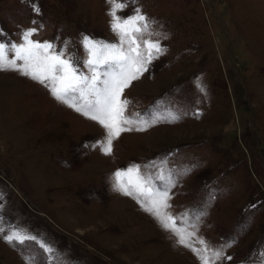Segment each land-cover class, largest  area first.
<instances>
[{
    "label": "rangeland",
    "instance_id": "374dc122",
    "mask_svg": "<svg viewBox=\"0 0 264 264\" xmlns=\"http://www.w3.org/2000/svg\"><path fill=\"white\" fill-rule=\"evenodd\" d=\"M121 2L120 17H145L140 50L161 52L122 94L147 126L122 132L111 154L105 129L23 61L0 69V264H264V0ZM109 12L108 0H0V42L35 29L31 40L90 76L86 40L121 45ZM133 165L168 193L162 211L191 247L116 188ZM13 232L23 239H4Z\"/></svg>",
    "mask_w": 264,
    "mask_h": 264
},
{
    "label": "snow or ice",
    "instance_id": "6c2138e0",
    "mask_svg": "<svg viewBox=\"0 0 264 264\" xmlns=\"http://www.w3.org/2000/svg\"><path fill=\"white\" fill-rule=\"evenodd\" d=\"M108 2L109 14L112 18L111 27L120 36L121 45H100L86 40L89 49V59L86 63L91 69L90 76L78 74L72 61L63 58V53L55 52L52 44L31 40L30 37L35 29L23 33L24 42L21 44H12L9 48L4 42H0V69L9 67L15 69L16 61H23L20 70L25 75H30L41 83L49 84L52 94L58 100L98 122L105 129L106 137L99 144L106 155L111 154L113 140L122 132L131 131L134 124L147 126L146 121L125 115L129 102L122 99V94L132 81L138 79L147 70V65L153 56L161 52L159 44L151 41H143L145 51L140 50L136 34L141 33L142 28L137 24L145 20L144 16L137 11L135 15L122 18L117 13L126 5L121 0H108ZM35 11L38 12L39 9ZM143 28L146 29L147 25H143ZM2 37L3 31L0 30V39ZM125 41L128 45L126 49L123 47ZM9 51L15 53V59H8ZM101 65L106 66L108 70L101 73L99 71ZM157 119H153L152 123H156ZM176 119L178 117L173 116L169 122ZM136 130L142 131L144 127H137ZM114 179L119 191L128 196H135L141 206L159 220L162 227L172 231L178 237L181 245L191 247L186 243V235L192 234H186L183 229L177 227L174 216L162 211L170 207L167 204L168 193L154 190L150 178L141 175L138 165L117 170L114 173ZM141 197L144 199L142 200ZM0 231L3 230L0 229ZM4 239L11 242L14 239L22 240L23 238L19 233L13 232L5 235ZM212 256L219 259L222 253L214 251ZM199 258L202 264H209L206 255H200Z\"/></svg>",
    "mask_w": 264,
    "mask_h": 264
}]
</instances>
